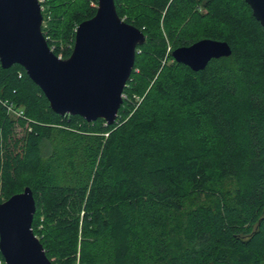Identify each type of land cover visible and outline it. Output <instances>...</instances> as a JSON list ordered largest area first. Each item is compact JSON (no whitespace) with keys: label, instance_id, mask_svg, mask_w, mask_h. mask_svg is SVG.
<instances>
[{"label":"trees","instance_id":"obj_1","mask_svg":"<svg viewBox=\"0 0 264 264\" xmlns=\"http://www.w3.org/2000/svg\"><path fill=\"white\" fill-rule=\"evenodd\" d=\"M121 1L146 41L114 124L56 113L23 66L0 63V203L33 189L53 264H264L263 26L245 0ZM97 4L43 26L56 55ZM203 38L232 54L199 71L174 60Z\"/></svg>","mask_w":264,"mask_h":264},{"label":"water","instance_id":"obj_2","mask_svg":"<svg viewBox=\"0 0 264 264\" xmlns=\"http://www.w3.org/2000/svg\"><path fill=\"white\" fill-rule=\"evenodd\" d=\"M245 1L264 28V0ZM43 19L40 0H0L1 66H23L56 113L114 124L145 33L120 17L115 0H98L95 15L77 26L72 54L62 58L43 33ZM231 54L227 41L211 38L172 52L175 61L194 71ZM36 211L30 186L0 203V251L6 264H53L33 229Z\"/></svg>","mask_w":264,"mask_h":264},{"label":"rangeland","instance_id":"obj_3","mask_svg":"<svg viewBox=\"0 0 264 264\" xmlns=\"http://www.w3.org/2000/svg\"><path fill=\"white\" fill-rule=\"evenodd\" d=\"M41 4H42V12L45 11V17L43 19V24H42V29L43 26H48L49 22H50V18L53 17L55 14H63V16H65V19H68L75 11L76 9L80 6V4L82 3V0H40ZM92 5H96L94 2L92 3ZM121 4L125 7L128 8V2L127 0H122ZM44 16V15H43ZM123 19H126L125 17ZM144 29V27H143ZM147 49H142L139 52V62H148L150 60V51ZM169 50H167L166 54L164 55L163 58V63L166 61H171V53L169 54ZM206 198L202 197L201 199L198 200V202H203L205 203ZM38 229H41V224H38ZM52 261L54 259H51ZM0 264H3V260L2 258H0Z\"/></svg>","mask_w":264,"mask_h":264},{"label":"built area","instance_id":"obj_4","mask_svg":"<svg viewBox=\"0 0 264 264\" xmlns=\"http://www.w3.org/2000/svg\"><path fill=\"white\" fill-rule=\"evenodd\" d=\"M52 50L54 49V47H51ZM58 56L62 57L61 54H59ZM19 76H22V73H19ZM125 93L123 94V97H125ZM9 111L13 112L16 116H22L24 114V110L22 108H9Z\"/></svg>","mask_w":264,"mask_h":264}]
</instances>
